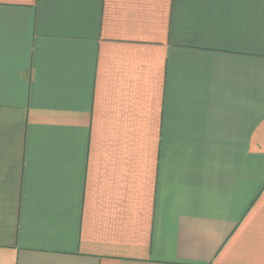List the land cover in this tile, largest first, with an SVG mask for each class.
Returning <instances> with one entry per match:
<instances>
[{
	"label": "crops",
	"instance_id": "0c3cea01",
	"mask_svg": "<svg viewBox=\"0 0 264 264\" xmlns=\"http://www.w3.org/2000/svg\"><path fill=\"white\" fill-rule=\"evenodd\" d=\"M0 264H264V0H0Z\"/></svg>",
	"mask_w": 264,
	"mask_h": 264
}]
</instances>
